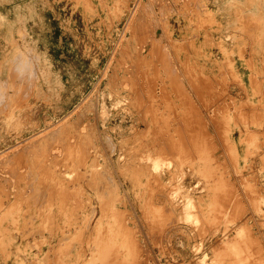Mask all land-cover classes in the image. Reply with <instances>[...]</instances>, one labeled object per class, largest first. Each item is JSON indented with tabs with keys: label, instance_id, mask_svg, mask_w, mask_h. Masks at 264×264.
<instances>
[{
	"label": "rangeland",
	"instance_id": "1",
	"mask_svg": "<svg viewBox=\"0 0 264 264\" xmlns=\"http://www.w3.org/2000/svg\"><path fill=\"white\" fill-rule=\"evenodd\" d=\"M143 2L150 4V8L147 4L144 7L145 3ZM131 6L132 8H129ZM142 8H144V11ZM138 12L139 16L137 15ZM246 14L247 16H245ZM258 14L260 15L259 19ZM0 15V101H2L0 111L3 106L5 107L0 112V152L2 153H0V160H3L0 161V165H2L0 166V185H4L0 186L1 264H44L45 261H48L45 264H57L54 260L51 244L52 235L55 231L65 229L64 236L71 240L66 245L63 244L61 249H67L68 252L71 249L69 253H74L78 243L81 240L82 242L85 241L87 237L88 231L84 230L82 222L85 220L92 221L100 216L106 220L105 223H107V220L113 223L110 213L112 208L121 210L118 214L121 215L120 219H124L131 230L135 228L133 232L136 233L138 240L141 242L140 247L142 246V250L139 249L138 256L135 254L133 257L132 251V256L130 252L121 254L122 257L125 256V261L126 257L129 260L127 264H136L137 262V264L143 262L144 264H213L214 262L219 264V258H224L225 264H252L251 261L254 260L252 252L246 249L242 250L235 243H231V240L238 233L235 234V231L239 225H247L246 228L250 226L247 228L248 234L249 236L251 234L250 238L254 234L252 240L258 246V255L262 258L261 264H264V204H262L264 202V154L261 155L262 152L264 153V72H262L264 71V33H262L264 32V0H154V2L152 0H0ZM158 16H161L162 19ZM128 18L129 22L126 21ZM136 21L141 22L138 24ZM149 21L150 24H148ZM156 21L160 24L155 23ZM144 22H148L147 25ZM138 25H141V27ZM130 26H136L135 29H138V32L132 30ZM245 26L247 28H244ZM255 26L258 28H254ZM123 29L124 31H122ZM130 29L132 32H130ZM161 29L164 34L161 33ZM148 30L150 31L146 37ZM122 33L124 36L121 35ZM130 33L132 35L128 37ZM134 33L135 35H133ZM248 33L251 37L248 36ZM141 35L144 36L141 38ZM118 37H120L119 40ZM144 37L145 39H143ZM153 46H157L158 50L155 51L156 47ZM161 46H163L164 52H162ZM166 50H168V53H166ZM122 55L124 56L122 57ZM157 55L158 57H156ZM30 56L31 60L28 58ZM14 58L15 61L19 60L18 63L14 61ZM28 60L30 63L27 62ZM11 66L16 67L14 68L15 71L12 70L13 67ZM24 66L26 68L28 66V68L26 69ZM130 66H133L132 69ZM16 69L20 74H17ZM25 69L27 71L23 73ZM128 71L131 72V75ZM27 72H29L30 80H28ZM9 73L13 79H10ZM32 73L34 78L31 76ZM15 74L17 77L13 76ZM115 75L117 78H115ZM22 76L25 77V80L22 79ZM121 77L123 78L120 79ZM26 78L29 82H26ZM193 79L196 83L193 82ZM16 82L17 85H15ZM24 82L25 84L22 85ZM30 82L32 85L34 84L31 85L33 89L30 87ZM205 88H208V91ZM20 89H24V91L20 92ZM204 89L207 94L204 91L201 92ZM216 89L217 91H215ZM3 93L5 96H2ZM18 93L21 94V97ZM7 95L10 97L6 98ZM2 97L4 100H2ZM15 98H18L20 104L16 102L17 99L15 101ZM5 103H8L7 107ZM95 106L98 112L95 110ZM87 107L89 108L87 109ZM93 108L95 111H93ZM138 109L141 111L139 112ZM142 111H144L143 114ZM142 115L144 116L142 117ZM104 116H106L105 120ZM208 118H210L211 123ZM144 120L148 122V125ZM56 121L59 122L56 123ZM52 125L54 128L56 127L55 130H53ZM90 126H94L95 129ZM98 128L99 130H96ZM137 128L140 130H137ZM141 129L142 132H140ZM74 130L78 131L74 133ZM180 131L182 134L179 133ZM213 132H215V135ZM76 134L78 135L76 136ZM84 135L86 136L83 137ZM161 135L163 136L161 137ZM72 136L74 138L79 137L74 139ZM80 136L83 139H80ZM49 138L54 139V141H50ZM32 140L36 144H33L35 142L32 143ZM158 140L162 141V144ZM22 142L27 144L24 145ZM51 142L53 143L50 144ZM71 142H74V144L71 145ZM37 143L39 144L38 148ZM14 144L17 145L12 147ZM163 144L166 146H163ZM193 144L198 145V151L192 148ZM60 147L61 149H59ZM22 149L26 151L23 152ZM144 149L147 155L144 154ZM18 150L22 152H18ZM27 151L29 153H26ZM32 151L33 154H31ZM35 151L40 152L42 156ZM6 154L12 156L13 159L9 156L7 158ZM23 154L26 156H23ZM18 155L23 158L18 157ZM134 157L144 159H135ZM93 161L97 165L92 164ZM152 161L153 163L159 161L160 168L157 163L153 164ZM163 164L164 166H162ZM38 165L41 166L38 167ZM33 166L35 167L33 168ZM105 169L109 171H105ZM141 169L143 170L141 171ZM120 170L121 173H119ZM18 172L20 174H17ZM79 172L81 174H78ZM96 173L100 177L96 176ZM107 173L109 175L112 173V175L109 176ZM16 174L17 180L15 182ZM82 175L84 176L82 177ZM57 176L66 182L63 185L64 189L57 186L56 191L61 190V192L55 194L58 195L55 196L52 194L54 190H51L52 184L50 183ZM76 177L78 181L75 180ZM254 177L257 179H254ZM118 178H120L119 181ZM93 179L96 181L94 182ZM205 179L206 181H204ZM235 180L239 185L236 184ZM17 181L19 182L17 183ZM67 181L69 182L66 186ZM106 181L110 183L108 184ZM14 182L17 183V186ZM46 189H48V192ZM104 190L106 191L103 192ZM175 190H178V192ZM69 192H71V195L68 196ZM100 192L105 194L102 195ZM106 192H109V196ZM112 192L114 194L111 195ZM118 193L120 196L117 195ZM14 195L18 196L13 198ZM113 195L114 199H112ZM66 197L67 199H65ZM105 197L110 198L106 199ZM52 199L53 201H51ZM74 200H76L75 203ZM79 200L83 201V205ZM114 200L115 202H113ZM186 203L190 205L188 206ZM105 204L109 205L110 208L106 209L105 207L109 206ZM103 205L105 207L102 209ZM130 206L133 207L132 210ZM190 208L192 213L190 210L187 213ZM125 209L126 211H124ZM125 212L127 213L125 214ZM177 216L179 217L177 218ZM184 216H187V219ZM195 217L197 218L195 219ZM176 218L179 220L177 221ZM244 219L247 222H244ZM187 220L190 222L188 223ZM198 220L205 222L204 227L201 224L202 222L197 223ZM170 221L171 224H169ZM194 222L196 223L194 224ZM113 226L117 228V225L113 224ZM80 229H82L80 237H78L79 234H72L74 230L78 231ZM142 230H144V233ZM217 241L222 245H219L220 243L218 242V244ZM223 241H226V246L223 245ZM214 243L219 250L221 249L220 246H223V249L226 248V254L221 253V257L219 254L215 256L216 245ZM230 243L233 246H229ZM141 261L143 262L141 263Z\"/></svg>",
	"mask_w": 264,
	"mask_h": 264
},
{
	"label": "bare ground",
	"instance_id": "2",
	"mask_svg": "<svg viewBox=\"0 0 264 264\" xmlns=\"http://www.w3.org/2000/svg\"><path fill=\"white\" fill-rule=\"evenodd\" d=\"M5 1V0H4ZM85 1H88V0H85ZM126 1V0H125ZM156 1V0H155ZM246 1V0H245ZM138 2V1H137ZM136 2V3H137ZM152 2H154V0H152ZM160 2V1H159ZM164 2V1H163ZM131 3V2H130ZM143 3H145V2H143ZM156 3V2H155ZM197 3V2H196ZM233 3H235L234 1H233ZM258 3V2H257ZM79 4V3H78ZM147 3H145L144 4V7H146L145 5H146ZM156 4H158V3H156ZM166 5L168 4V3H165ZM164 4V5H165ZM199 4V3H198ZM105 5V4H104ZM147 5H149V8H150V4H147ZM162 5V4H161ZM234 5V4H233ZM236 5V4H235ZM250 5V4H249ZM90 6V5H89ZM96 6V5H95ZM141 6H142V4H141ZM140 6V7H141ZM204 6H206V5H204ZM246 6H248V5H246ZM153 7V6H152ZM159 7H161L160 5H159ZM158 7V8H159ZM162 7H163V5H162ZM198 7V6H197ZM94 8V7H93ZM129 8H132V6L131 7H129ZM165 8H166V6H165ZM169 8V7H168ZM144 8H142V10H143ZM161 9V8H160ZM163 9V8H162ZM167 9V8H166ZM174 9V8H173ZM178 9V8H177ZM199 9V8H198ZM90 10V9H89ZM88 10V11H89ZM134 10V9H133ZM153 10V9H152ZM169 10V9H168ZM168 10H166V11H168ZM189 10V9H188ZM243 10V9H242ZM144 11V10H143ZM142 11V12H143ZM147 11V10H146ZM145 11V12H146ZM157 11V10H156ZM159 11V10H158ZM131 12H133V11H131ZM139 12H141V11H139ZM139 12H138V16H139ZM155 12V11H154ZM188 12V11H187ZM190 12H191V10H190ZM250 12V11H249ZM130 13V12H129ZM128 13V14H129ZM162 13V12H161ZM168 13V12H167ZM171 13V12H170ZM173 13V12H172ZM184 13V12H183ZM244 13V12H243ZM124 14V13H123ZM154 14V13H153ZM177 14V13H176ZM239 14V13H238ZM237 14V15H238ZM252 14V13H251ZM261 14V13H260ZM129 15H131V14H129ZM136 15V16H137ZM141 15V14H140ZM253 15V14H252ZM259 15V14H258ZM257 15V17H258V19L260 18V15L258 16ZM1 16V15H0ZM135 16V17H136ZM137 16V17H138ZM141 16H143V15H141ZM192 16V15H191ZM239 16V15H238ZM245 16H247V14L245 15ZM131 17V16H130ZM129 17V18H130ZM134 17V18H135ZM156 17V16H155ZM159 18H161V16H158ZM240 17H241V13H240ZM129 18L126 20V21H128L129 20ZM236 18V17H235ZM244 18V17H243ZM140 19V18H139ZM162 19V18H161ZM175 19H177V18H175ZM21 20V19H20ZM134 20V19H133ZM136 20V19H135ZM134 20V21H135ZM144 20V19H143ZM142 20V21H143ZM164 20V19H163ZM162 20V21H163ZM167 20V19H166ZM216 20V19H215ZM237 20V19H236ZM248 20V19H247ZM125 21V20H124ZM147 21V20H146ZM165 21V20H164ZM243 21V20H242ZM245 21V20H244ZM129 22V21H128ZM137 22V21H136ZM141 22V21H140ZM139 22V23H140ZM167 22V21H166ZM138 23V22H137ZM138 23V24H139ZM145 23V22H144ZM148 23V22H147ZM147 23H145L146 25H147ZM155 23H157V21L155 22ZM163 23V22H162ZM196 23V22H195ZM245 23V22H244ZM142 24H143V22H142ZM148 24H150V21H149V23ZM157 24H160V23H157ZM91 25V24H90ZM128 25V24H127ZM133 25V24H132ZM156 25V24H155ZM162 25V24H161ZM251 25V24H250ZM137 26V25H136ZM136 26L135 27H131L132 28V30H137L136 32H138V29H135L136 28ZM138 26H140L141 27V25H138ZM149 26V25H148ZM194 26V25H193ZM226 26V25H225ZM231 26V25H230ZM244 26V25H243ZM18 27H20V26H18ZM125 27H127V26H125ZM129 27V26H128ZM143 27H144V25H143ZM139 28V27H138ZM145 28V27H144ZM146 28H147V26H146ZM202 28V27H201ZM200 28V29H201ZM244 28H247L246 26L244 27ZM254 28H258L257 26H255ZM254 28H252V29H254ZM263 28V27H262ZM22 29H23V27H22ZM152 29V28H151ZM153 29H154V27H153ZM249 29H251V27H249ZM19 30V29H18ZM131 30V29H130ZM132 30L130 31V32H132ZM142 30V29H141ZM162 30V29H161ZM197 30V29H196ZM205 30H206V28H205ZM245 30V29H244ZM248 30V29H247ZM263 30V29H262ZM122 31H124V29L122 30ZM121 31V32H122ZM139 31H140V29H139ZM143 31H144V29H143ZM142 31V32H143ZM150 30H148L146 33V37H147V35H148V32H149ZM159 31V30H158ZM239 31V30H238ZM240 31H241V29H240ZM249 31H251V30H249ZM249 31H247V32H249ZM142 32H139V33H141V34H143ZM203 32H205V31H203ZM243 32V31H242ZM246 32V31H245ZM116 33V32H115ZM151 33H152V31H151ZM161 33H163V30H162V32ZM209 33V32H208ZM218 33H219V31H218ZM236 33V32H235ZM262 33H264V32H262ZM23 34V33H22ZM153 34V33H152ZM164 34V33H163ZM203 34V33H202ZM230 34V33H229ZM253 34V33H252ZM122 36H124L123 35V33L121 34ZM132 35V33H130L129 34V36L128 37H130ZM133 35H135V33L133 34ZM206 35H207V33H206ZM209 35H210V33H209ZM212 35V34H211ZM245 35V34H244ZM263 35V34H262ZM142 36H144V35H141V38H142ZM195 36V35H194ZM229 36V35H228ZM248 36L249 37H251V35L248 33ZM247 36V37H248ZM128 37H125V38H128ZM138 37H140V36H138ZM138 37H137V39H138ZM193 37V36H192ZM196 37V36H195ZM241 37H242V35H241ZM240 37V38H241ZM119 38L120 37H118L117 39L119 40ZM124 38V37H123ZM132 38H133V36H132ZM149 38V37H148ZM168 38V37H167ZM253 38V37H252ZM12 39H13V37H12ZM143 39H145V37L143 38ZM149 39H152V38H149ZM161 39V38H160ZM251 39V38H250ZM210 40V39H209ZM261 40H262V38H261ZM166 41V40H165ZM246 41H248V40H246ZM252 41V40H251ZM16 42V41H15ZM127 42V41H126ZM150 42H152V41H150ZM161 42V41H160ZM170 42V41H169ZM243 42H245V41H243ZM253 42V41H252ZM261 43L263 42V41H260ZM116 43H117V40H116ZM120 43H122L121 41H120ZM128 43V42H127ZM145 43H146V41H145ZM186 43V42H185ZM21 44H22V42H21ZM126 44V43H125ZM168 44V43H167ZM114 45H115V43H114ZM122 45V44H121ZM165 45V44H164ZM170 45V44H169ZM172 45V44H171ZM142 46V45H141ZM261 46V45H260ZM113 47V46H112ZM115 47V46H114ZM121 47V46H120ZM139 47V46H138ZM137 47V48H138ZM155 49H154V48ZM152 48L156 51V50H158V47L157 46H153ZM162 48L161 49H163V46H161ZM251 47V46H250ZM261 47H263V46H261ZM25 48V47H24ZM136 48V49H137ZM141 48V47H140ZM123 49V48H122ZM161 49H159V50H161ZM170 49V48H169ZM246 49V48H245ZM115 50V49H114ZM113 50V51H114ZM224 50H226V49H224ZM241 50H242V48H241ZM250 50H251V48H250ZM30 51H31V49H30ZM122 51V50H121ZM154 51V52H155ZM168 50H166V53H168L167 52ZM171 51V50H170ZM174 51V50H173ZM244 51V50H243ZM243 51H242V53H243ZM124 52V51H123ZM153 52V51H152ZM158 52V51H157ZM162 52H164V49L162 50ZM172 52V51H171ZM264 52V51H263ZM125 53V52H124ZM123 53V54H124ZM21 54V53H20ZM113 54H114V52H113ZM120 54V53H119ZM136 54V53H135ZM138 54V53H137ZM136 54V55H137ZM30 55V54H29ZM32 55H34V54H32ZM127 55V54H126ZM159 55V54H158ZM158 55L156 56V57H158ZM172 55V54H171ZM264 55V54H263ZM17 56V55H16ZM124 55H122V57H123ZM142 56V55H141ZM143 56H145V54H143ZM160 56V55H159ZM17 57H22V56H17ZM16 57V59H19V58H17ZM33 57V56H32ZM110 57H111V54H110ZM153 57V56H152ZM171 57V56H170ZM170 57H168L169 59H170ZM185 57H187V56H185ZM29 58V60H31L30 58H31V56L30 57H28ZM27 58V59H28ZM36 58V57H35ZM109 58V57H108ZM112 58V57H111ZM132 58V57H131ZM141 58H143V57H141ZM167 58V59H168ZM175 58V57H174ZM15 58H14V61L16 60ZM110 59V58H109ZM118 59H119V57H118ZM168 59V60H169ZM172 59V58H171ZM218 59V58H217ZM20 60V59H19ZM19 60H17V61H15V62H17L18 63V61ZM25 60V59H24ZM29 60L27 61V62H29ZM113 60V59H112ZM122 60V59H121ZM167 60V61H168ZM174 60V59H173ZM10 61H11V58H10ZM26 61V60H25ZM35 61V60H34ZM109 61V60H108ZM251 61V60H250ZM106 62V61H105ZM116 62H117V60H116ZM120 62V61H119ZM171 62V61H170ZM217 62V61H216ZM252 62V61H251ZM262 62V61H261ZM10 63V62H9ZM24 63H26V62H24ZM30 63V62H29ZM36 63V62H35ZM44 63V62H43ZM123 63V62H122ZM177 63V62H176ZM185 63H187V62H185ZM220 63H222V62H220ZM16 64V63H15ZM21 64V63H20ZM32 64H33V62H32ZM37 64V63H36ZM115 64V63H114ZM119 64V63H118ZM133 64V63H132ZM158 64V63H157ZM164 64V63H163ZM248 64V63H247ZM252 64V63H251ZM250 64V65H251ZM10 65V64H9ZM13 65H14V62H13ZM34 65V64H33ZM131 65V64H130ZM173 66H174V64H172ZM231 65V64H230ZM249 65V64H248ZM29 66V65H28ZM28 66H27V68H28ZM115 66V65H114ZM113 66V67H114ZM173 66H172V68H173ZM8 67V66H7ZM11 67H13V66H11ZM17 67H18V65H17ZM20 67V66H19ZM35 67V66H34ZM47 67V66H46ZM131 67V66H130ZM133 67V66H132ZM132 67H131V69H132ZM14 68H16L15 66L13 67V69L12 70H14L15 71V69ZM24 68H26L25 66H24ZM26 68V69H27ZM103 68V67H102ZM126 68V67H125ZM144 68V67H143ZM178 68H179V66H178ZM237 68V67H236ZM236 68H235V70H236ZM22 69V68H21ZM24 70V72L23 73H25V71H27V70ZM38 69V68H37ZM115 69V68H114ZM119 69V68H118ZM124 69V68H123ZM10 70V69H9ZM18 70H19V68H18ZM31 70H33V69H31ZM104 70V69H103ZM112 70V69H111ZM232 70V69H231ZM23 71V70H22ZM34 71H35V69H34ZM162 71V70H161ZM16 72H17V69H16ZM32 72V71H31ZM43 72V71H42ZM117 72V71H116ZM127 72V71H126ZM175 72H177V71H175ZM174 72V73H175ZM262 72H264V71H262ZM11 73H13V71H11ZM15 73V72H14ZM19 72H17V74H18ZM23 73H21L22 75H24ZM35 73V72H34ZM113 73V72H112ZM128 73L131 75V72H129L128 71ZM133 73V72H132ZM134 73H135V71H134ZM10 74V73H9ZM20 74V73H19ZM31 74V73H30ZM114 74V73H113ZM164 74V73H163ZM219 74H221V73H219ZM225 74V73H224ZM227 74V73H226ZM27 77H28V80H30L29 79V72H27ZM35 75H36V73H35ZM103 75V74H102ZM102 75H100V76H102ZM184 75V74H183ZM12 75L10 74V77H11ZM13 76H16V74L15 75H13ZM19 76V75H18ZM25 76V75H24ZM31 76H33V73H32V75ZM30 76V77H31ZM110 76V75H109ZM137 76V75H136ZM6 77H8V76H6ZM17 77V76H16ZM15 77V78H16ZM36 77V76H35ZM113 77H114V75H113ZM112 77V78H113ZM160 77V76H159ZM188 77V76H187ZM18 78H20V77H18ZM24 78V80H25V77H23L22 76V79ZM33 78H34V76H33ZM33 78L31 77V79L33 80ZM49 78V77H48ZM111 78V77H110ZM115 78H117L116 77V75H115ZM123 77H121L120 79H122ZM194 78V77H193ZM7 79V78H6ZM10 79H13L12 77L10 78ZM38 79V78H37ZM101 79V78H100ZM135 79V78H134ZM179 79V78H178ZM20 80V79H19ZM98 80V79H97ZM195 79H193V82H195L196 83V81H194ZM12 81V80H11ZM23 81V80H22ZM34 81V80H33ZM157 81V80H156ZM218 81V80H217ZM232 81V80H231ZM13 82H15V80H13ZM20 82V81H19ZM26 82H29V81H27V78H26ZM99 82V81H98ZM124 82V81H123ZM122 82V83H123ZM125 82H126V80H125ZM214 82H216V81H214ZM256 82V81H255ZM34 83V82H33ZM121 83V82H120ZM160 83H162V82H160ZM194 83V84H195ZM224 83V82H223ZM226 83V82H225ZM232 83V82H231ZM242 83V82H241ZM259 84H260V82H258ZM3 84L6 86V84H7V81H6V84H5V82H3ZM25 84V82L22 84V85H24ZM110 84V83H109ZM139 84V83H138ZM181 84V83H180ZM214 84V83H213ZM222 84V83H221ZM14 85V84H13ZM15 85H17V82H16V84ZM31 82H30V87H31ZM34 85V84H33ZM32 85V86H33ZM99 85V84H98ZM197 85V84H196ZM211 85V84H210ZM216 85V84H215ZM218 85V84H217ZM263 85V84H262ZM25 86H28V85H25ZM25 86H23V87H25ZM140 86V85H139ZM139 86H138V88H139ZM157 86V85H156ZM195 86V85H194ZM4 87V86H3ZM36 87V86H35ZM98 87V86H97ZM159 87V86H158ZM192 87V86H191ZM211 87V86H210ZM213 87V86H212ZM224 87V86H223ZM241 87V86H240ZM16 88V87H15ZM28 88V87H27ZM117 88V87H116ZM122 88H125V87H122ZM137 88V89H138ZM183 88V87H182ZM195 88H196V86H195ZM209 88V87H208ZM208 88H205L206 90L208 89ZM219 88V87H218ZM239 88V87H238ZM22 89V88H21ZM20 89V90H21ZM25 89V88H24ZM24 89L23 90H21L20 92H23L24 91ZM31 89H33L32 87H31ZM127 89V88H126ZM140 89V88H139ZM145 89V88H144ZM159 89V88H158ZM200 89V88H199ZM202 90L201 92H206V90ZM224 89V88H223ZM228 89V88H227ZM15 90V89H14ZM129 90V89H128ZM141 90V89H140ZM192 90V89H191ZM243 90V89H242ZM13 91V90H12ZM11 91V92H12ZM27 91V90H26ZM38 91V90H37ZM43 91V90H42ZM116 91V90H115ZM159 91V90H158ZM208 91V90H207ZM215 91H217V89L215 90ZM239 91V90H238ZM261 91V90H260ZM6 92H7V89H6ZM28 92V91H27ZM26 92V93H27ZM30 92V91H29ZM137 92H139V90H137ZM13 93V92H12ZM141 93H142V91H141ZM140 93V94H141ZM159 93V92H158ZM195 93V92H194ZM212 93V92H211ZM214 93V92H213ZM217 93V92H216ZM228 93V92H227ZM264 93V92H263ZM7 94H8V92H7ZM11 94V93H10ZM25 94V93H24ZM23 94V95H24ZM37 94H39V93H37ZM143 94V93H142ZM206 94H207V92H206ZM215 94V93H214ZM230 94V93H229ZM4 95V93L2 94V96ZM18 95L20 96L21 94H19L18 93ZM18 95H17V97H18ZM26 95H28V94H26ZM29 95H30V93H29ZM132 95V94H131ZM195 95V94H194ZM5 96V95H4ZM25 96V95H24ZM90 96V95H89ZM96 96V95H95ZM206 96V95H205ZM208 96H210V95H208ZM226 96V95H225ZM7 97H10V96H6V98ZM21 97V96H20ZM20 97H18L19 99H20ZM90 97H92V96H90ZM100 97V96H99ZM142 97H143V95H142ZM229 97V96H228ZM5 98V97H4ZM18 98H15V101H16V99H17V101L16 102H18L19 104H20V101H18ZM24 98V97H23ZM45 98V97H44ZM196 98H198V97H196ZM206 98V97H205ZM247 98H248V96H247ZM24 99H26V98H24ZM128 99V98H127ZM202 99V98H201ZM214 99V98H213ZM223 99H225V98H223ZM244 99V98H243ZM1 100V99H0ZM2 100H4L3 99V97H2ZM7 100V99H6ZM21 101H22V99H20ZM86 100V99H85ZM94 100H95V98H94ZM97 100V99H96ZM130 100V99H129ZM245 100V99H244ZM9 101H11V100H9ZM12 101L14 102V100L12 99ZM56 101V100H55ZM128 101V100H127ZM198 101H200V100H198ZM204 101V100H203ZM2 101H0V103H1ZM83 102V101H82ZM130 102V101H129ZM147 102V101H146ZM206 102V101H205ZM226 102V101H225ZM87 103V102H86ZM131 103V102H130ZM148 103V102H147ZM204 103V102H203ZM222 103V102H221ZM220 103V104H221ZM232 103V102H231ZM8 104V103H7ZM6 103H5V106L7 105ZM90 104V103H89ZM95 104H97V103H95ZM129 104V103H128ZM132 104V106H134L133 105V103H131ZM161 104V103H160ZM163 104V103H162ZM196 104V103H195ZM210 104V103H209ZM86 105V104H85ZM130 105V104H129ZM146 105V104H145ZM197 105V104H196ZM201 105V104H200ZM208 105V104H207ZM215 105V104H214ZM258 105V104H257ZM17 106V105H16ZM19 106V105H18ZM91 106H93V105H91ZM101 106V105H100ZM99 106V107H100ZM155 106V105H154ZM248 106V105H247ZM255 106V105H254ZM263 106V105H262ZM261 106V107H262ZM7 107V106H6ZM14 107V106H13ZM82 107V106H81ZM85 107V106H84ZM90 107V106H89ZM89 107H87V109L89 108ZM181 107V106H180ZM2 108V107H1ZM5 107L3 106V109H4ZM135 108V107H134ZM211 108V107H210ZM244 108V107H243ZM258 108V107H257ZM3 109L1 110V111H3ZM84 109V108H83ZM86 109V108H85ZM86 109V110H87ZM122 109V108H121ZM124 109V108H123ZM122 109V110H123ZM136 109H137V107H136ZM209 109V108H208ZM208 109H206L207 111H208ZM6 110V109H5ZM4 110V111H5ZM95 110L97 111V108H96V106H95ZM94 110V108H93V111H95ZM100 110V109H99ZM104 110V109H103ZM198 110V109H197ZM205 110V111H206ZM244 110V109H243ZM248 110V109H247ZM246 110V111H247ZM256 110V109H255ZM258 110L259 111H261L259 108H258ZM0 111V112H1ZM85 111V110H84ZM129 111V110H128ZM138 111H139V109H138ZM141 111V110H140ZM139 111V112H140ZM240 111V110H239ZM83 112V111H82ZM98 112V111H97ZM100 112V111H99ZM103 112V111H102ZM125 112V111H124ZM143 112L144 111H142V114H143ZM219 112V111H218ZM12 113V112H11ZM78 113H79V111H78ZM234 113V112H233ZM247 113V112H246ZM25 114V113H24ZM76 114H77V112H76ZM80 114V113H79ZM83 114V113H82ZM85 114H86V112H85ZM102 114V113H101ZM7 115V114H6ZM13 115V114H12ZM87 115V114H86ZM93 115H94V113H93ZM141 115V114H140ZM139 115V116H140ZM199 115V114H198ZM207 115V114H206ZM205 115V116H206ZM209 115H210V113H209ZM46 116V115H45ZM80 116V115H79ZM96 116V115H95ZM144 115H142V117H143ZM246 116V115H245ZM7 117H8V115H7ZM24 117V116H23ZM97 117H99L98 115H97ZM97 117H95V118H97ZM105 117L106 116H104L103 118H104V120H105ZM130 117V116H129ZM141 117V116H140ZM168 117V116H167ZM25 119H26V117H24ZM102 118V117H101ZM100 118V119H101ZM179 118V117H178ZM237 118V117H236ZM73 119V118H72ZM138 119V118H137ZM142 119H144V118H142ZM204 119V118H203ZM209 119V121H210V118H208ZM21 120V119H20ZM23 120V119H22ZM60 120V119H59ZM102 120V119H101ZM177 120V119H176ZM207 120V119H206ZM212 120V119H211ZM249 120H250V118H249ZM62 121V120H61ZM60 121V122H61ZM66 121V120H65ZM80 121V120H79ZM103 121V120H102ZM142 121V120H141ZM145 121V120H144ZM178 121V120H177ZM238 121V120H237ZM252 121V120H251ZM19 122V121H18ZM21 122V121H20ZM59 122V121H58ZM57 121H56V123H58ZM72 122V121H71ZM76 122V121H75ZM87 122V121H86ZM137 122V121H136ZM145 122H147V121H145ZM44 123V122H43ZM54 123V122H53ZM62 123H65V122H62ZM62 123H61V125H62ZM96 123H97V120H96ZM100 123V122H99ZM144 123V122H143ZM178 123H180V122H178ZM202 123V122H201ZM210 123H211V121H210ZM51 124V123H50ZM66 125L68 124V123H65ZM77 124V123H76ZM80 125H81V123H79ZM78 124V125H79ZM101 124V123H100ZM135 124V123H134ZM149 124H150V122H149ZM79 125V126H80ZM147 125H148V122H147ZM181 125V124H180ZM43 126H45V125H43ZM64 126V125H63ZM62 126V127H63ZM78 126V127H79ZM144 126H145V123H144ZM173 126V125H172ZM248 126V125H247ZM52 127H53V125H52ZM59 127V126H58ZM66 127H68V126H66ZM91 128L93 127L94 128V126H90ZM97 127V126H96ZM113 127V126H112ZM137 127V126H136ZM7 128H9V127H7ZM6 128V129H7ZM46 128V127H45ZM49 128H50V125H49ZM54 128V127H53ZM52 128V129H53ZM56 128V127H55ZM55 128L53 129V130H55ZM76 128V127H75ZM92 128V129H93ZM143 128V127H142ZM213 128H215V127H213ZM43 129V128H42ZM69 129V128H68ZM85 129V128H84ZM95 129V128H94ZM117 129H118V127H117ZM145 129V128H144ZM218 129V128H217ZM62 130V129H61ZM91 130V129H90ZM96 130H99V128L98 129H96ZM102 130H103V128H102ZM137 130H140V129H138L137 128ZM136 129H135V131H137ZM185 130V129H184ZM249 130V129H248ZM47 131V130H46ZM52 131V130H51ZM57 131H58V128H57ZM66 131V130H65ZM75 131V130H74ZM73 131V132H74ZM78 131V130H77ZM77 131H75L74 133H76ZM88 131V130H87ZM170 131V130H169ZM252 131V130H251ZM254 131V130H253ZM252 131V132H253ZM43 132V131H42ZM49 132V131H48ZM56 132V131H55ZM67 132V131H66ZM138 132V131H137ZM137 132H135V133H137ZM140 132H142V129H141V131ZM139 132V133H140ZM257 132V131H256ZM39 133V132H38ZM38 133H35L36 135L38 134ZM41 133V132H40ZM50 133V132H49ZM62 133V132H61ZM79 134L81 133V132H78ZM93 133H94V131H93ZM104 133V132H103ZM149 133V132H148ZM180 134H182V132L180 131L179 132ZM215 132H213V134H214ZM217 133V132H216ZM255 133V132H254ZM33 134V133H32ZM60 134V133H59ZM66 134V133H65ZM82 134H84V133H82ZM47 135H48V133H47ZM78 134H76V136H77ZM87 136H88V134H86ZM86 135H84L83 137H85ZM95 135V134H94ZM139 135H141V134H139ZM139 135H137V136H139ZM215 135V134H214ZM218 135V134H217ZM32 136H34V135H32ZM43 136V135H42ZM45 136V135H44ZM50 136V135H49ZM56 136V135H55ZM62 136V135H61ZM71 136V135H70ZM75 136V137H76ZM97 136H98V134H97ZM108 136V135H107ZM129 136V135H128ZM135 136H136V134H135ZM163 135H161V137H162ZM165 136V135H164ZM256 136V135H255ZM28 137V136H27ZM39 137V136H38ZM37 137V138H38ZM45 137H47V136H45ZM73 137V136H72ZM79 137V136H78ZM78 137H76V138H74V139H77ZM90 137V136H89ZM88 137V138H89ZM100 137V136H99ZM106 137V136H105ZM159 137V136H158ZM176 137V136H175ZM218 137V136H217ZM24 138V137H23ZM29 138V137H28ZM28 138H27V140H28ZM32 138V137H31ZM87 138V137H86ZM95 138V137H94ZM111 137H110V135H109V139H110ZM138 138H140V137H138ZM142 138V137H141ZM39 139V138H38ZM41 139V138H40ZM50 139V138H49ZM80 139H83V138H81V136H80ZM85 139V138H84ZM90 139V138H89ZM108 139V140H109ZM117 139V138H116ZM143 139V138H142ZM159 139V138H158ZM220 139V138H219ZM219 139H217V140H219ZM256 139V138H255ZM25 140H26V138H25ZM36 140V139H35ZM53 141H54V139H52ZM51 139H50V141H52ZM72 140V139H71ZM91 140V139H90ZM101 140V139H100ZM106 140V139H105ZM108 140H106V141H108ZM111 140V139H110ZM109 140V141H110ZM160 140V139H159ZM158 140V141H159ZM165 140V139H164ZM33 141L34 140H32V143H33ZM37 141V140H36ZM49 141V142H50ZM81 141V140H80ZM79 141V142H80ZM86 141H89V140H87L86 139ZM85 141V142H86ZM102 141V140H101ZM212 141V140H211ZM256 141V140H255ZM17 142V141H16ZM35 142V141H34ZM75 142V141H74ZM74 142H71V145H73L74 144ZM90 142V141H89ZM94 142V141H93ZM92 142V143H93ZM97 142V141H96ZM103 142V141H102ZM143 142L145 143V141L143 140ZM160 142V144H162L161 142L162 141H159ZM20 143H21V141H20ZM23 143V142H22ZM31 143V142H30ZM53 142H51L50 144H52ZM70 143V142H69ZM73 143V144H72ZM163 143H164V141H163ZM24 144V143H23ZM23 144H22V146H23ZM27 143H25L24 145H26ZM33 144H36V142L35 143H33ZM47 144V143H46ZM91 144V143H90ZM89 144V145H90ZM101 144V143H100ZM107 144V143H106ZM15 145H17V144H14V145H12V147L13 146H15ZM28 145H29V143H28ZM60 145H61V143H60ZM59 145V146H60ZM65 145V144H64ZM76 145H77V140H76ZM87 145V144H86ZM88 145V146H89ZM113 145H114V143H113ZM19 146V145H18ZM31 146V145H30ZM29 146V147H30ZM34 146V145H33ZM37 148L39 147V144L37 143ZM48 146V145H47ZM83 146V145H82ZM92 146V145H91ZM103 146V145H102ZM105 146V145H104ZM148 146V145H147ZM158 146V145H157ZM163 146H166L165 144H163ZM168 146V145H167ZM171 146V145H170ZM189 146V145H188ZM4 147V146H3ZM19 147H21V146H19ZM26 147V146H25ZM24 147V148H25ZM52 147H54V146H52ZM92 147H95V146H92ZM98 147H99V145H98ZM108 147H109V145H108ZM145 147V146H144ZM152 147V146H151ZM156 147V146H155ZM221 147V146H220ZM225 147V146H224ZM256 147V146H255ZM11 148V147H10ZM31 148V147H30ZM35 148V147H34ZM36 148V149H37ZM55 148V147H54ZM73 148V147H72ZM84 148V147H83ZM100 148V147H99ZM104 148H106V147H104ZM124 148V147H123ZM130 148V147H129ZM128 148V149H129ZM132 148H134V147H132ZM142 148V147H141ZM192 148L195 150V151H198V145H196V144H193V146H192ZM223 148V147H222ZM19 149H21V148H19ZM26 150H27V148H25ZM24 149V150H25ZM29 149V148H28ZM32 149V148H31ZM48 149V148H47ZM59 149H61V147L59 148ZM63 149V148H62ZM75 149V148H74ZM85 149V148H84ZM92 149V148H91ZM102 149H103V147H102ZM109 149V148H108ZM149 149H150V147H149ZM165 149H166V147H165ZM169 149V148H168ZM251 149H252V147H251ZM6 150V149H5ZM9 150V149H8ZM24 150L22 149V151L24 152ZM25 150V151H26ZM54 150V149H53ZM83 150V149H82ZM97 150H99V149H97ZM110 150H111V148H110ZM145 150V149H144ZM147 150H148V148H147ZM19 151H21V150H18V152ZM21 151V152H22ZM34 151V150H33ZM33 151H32V153L31 154H33ZM63 151H65V150H63ZM101 151H103V150H101ZM106 151V150H105ZM105 151H103V152H105ZM154 151V150H153ZM263 151V150H262ZM16 152V151H15ZM31 152V151H30ZM36 152V151H35ZM48 152H49V150H48ZM55 152V151H54ZM58 152H59V150H58ZM58 152H57V154H58ZM88 152V151H87ZM142 152V151H141ZM151 152V151H150ZM149 152V153H150ZM170 152V151H169ZM1 153V152H0ZM14 153V152H13ZM17 153V152H16ZM26 153H29L28 151L26 152ZM36 153H38V154H41L40 152H36ZM146 153V150L144 151V154ZM174 153V152H173ZM224 153V152H223ZM2 154V153H1ZM0 154V155H1ZM4 154V153H3ZM15 154V153H14ZM19 154V153H18ZM30 154V155H31ZM44 154H47V153H44ZM48 154H50V153H48ZM61 154V153H60ZM104 154V153H103ZM109 154V153H108ZM141 154V153H140ZM225 154V153H224ZM264 153L262 152V154L261 155H263ZM7 155V154H6ZM22 155V154H21ZM25 154H23V156H24ZM54 155H56V154H54ZM59 155V154H58ZM75 155V154H74ZM97 155V154H96ZM130 155V154H129ZM145 155H147V154H145ZM172 155V154H171ZM8 156L9 157H12V156H10V155H7V158H8ZM15 156V155H14ZM16 156H17V154H16ZM20 155H18V157H19ZM26 156V155H25ZM29 156V155H28ZM40 156V155H39ZM41 156H42V154H41ZM40 156V157H41ZM59 156H61V155H59ZM87 156H89V155H87ZM103 156H105V155H103ZM109 156V155H108ZM137 156V155H136ZM141 156H143V155H141ZM149 156V155H148ZM156 156V155H155ZM258 156H259V154H258ZM4 157H6L5 155H4ZM20 157H22V156H20ZM46 157H48V156H46ZM46 157H42V158H46ZM55 157V156H54ZM56 157H57V155H56ZM68 157V156H67ZM86 157V156H85ZM95 157V156H94ZM147 157V156H146ZM149 157H153V156H149ZM255 157H256V155H255ZM260 157V156H259ZM2 158H3V156H2ZM14 158H16V157H14ZM23 158V157H22ZM63 159H64V157H62ZM86 158H88V157H86ZM97 159H98V157H96ZM135 158V157H134ZM141 158V160L142 159H144V158H142V157H140ZM139 157L138 158H135V159H140ZM11 159H13V157L11 158ZM21 158H19V160H20ZM29 159V158H28ZM57 159V158H56ZM61 159V158H60ZM62 159V160H63ZM74 159V158H73ZM97 159H95V160H97ZM104 160H105V158H103ZM145 159H147V158H145ZM228 159V158H227ZM2 160V159H1ZM0 160V161H1ZM8 160V159H7ZM22 160V159H21ZM30 160V159H29ZM36 160V159H35ZM94 160V159H93ZM148 160V159H147ZM173 160V159H172ZM252 160V159H251ZM3 161V160H2ZM23 161V160H22ZM39 161H40V159H39ZM43 161V160H42ZM48 161V160H47ZM53 161H54V159H53ZM60 161V160H59ZM64 161V160H63ZM108 161H110V160H108ZM154 161V160H153ZM153 161H152V163H153ZM218 161V160H217ZM227 161V160H226ZM11 162V161H10ZM17 162H19V161H17ZM70 162V161H69ZM97 162V161H96ZM139 162V161H138ZM151 162V161H150ZM166 162V161H165ZM174 162V161H173ZM177 162V161H176ZM227 162H229V161H227ZM232 162V161H231ZM261 162H262V160H261ZM5 163H6V161H5ZM13 163V162H12ZM12 163L10 164V166L12 165ZM47 163V162H46ZM55 163V162H54ZM59 163V162H58ZM103 163V162H102ZM106 163V162H105ZM155 163H157L156 161L153 163V164H155ZM158 163H159V161H158ZM158 163H157V165H158ZM164 163V162H163ZM169 163V162H168ZM39 164H41L40 162H39ZM60 164V163H59ZM65 164V163H64ZM68 164V163H67ZM73 164V163H72ZM75 164H76V162H75ZM92 164H94V161L92 162ZM98 164H100V163H98ZM145 164V163H144ZM144 164H142V165H144ZM147 164V163H146ZM145 164V165H146ZM165 164V163H164ZM164 164L162 165V166H164ZM170 164H171V162H170ZM212 164V163H211ZM229 164V163H228ZM36 165V164H35ZM45 165V164H44ZM47 165V164H46ZM54 165V164H53ZM56 165H57V163H56ZM84 165V164H83ZM91 165V164H90ZM94 165H97V164H94ZM107 165V164H106ZM106 165H104L105 167H106ZM110 165H111V163H110ZM127 165V164H126ZM125 165V166H126ZM141 165V166H142ZM144 165V166H145ZM159 165H160V163H159ZM158 165V166H159ZM233 165V164H232ZM232 165H230L231 167H232ZM0 166H2V165H0ZM18 166V165H17ZM39 166H41V165H38V167ZM47 166H49V165H47ZM47 166H45V167H47ZM100 166V165H99ZM148 166H149V164H148ZM147 166V167H148ZM175 166V165H174ZM225 166H227V165H225ZM28 167H29V165H28ZM35 166H33V168H34ZM54 167H56V166H54ZM65 167H66V165H65ZM64 167V168H65ZM95 167V166H94ZM146 167V168H147ZM169 167V166H168ZM176 167V166H175ZM107 168V167H106ZM115 168V167H114ZM152 168H153V165H152ZM159 168H160V166H159ZM234 168V167H233ZM1 169H2V167H1ZM18 169V168H17ZM51 169V168H50ZM76 169V168H75ZM127 169H129V168H127ZM126 169V170H127ZM135 169H138V168H135ZM157 169V168H156ZM155 169V170H156ZM222 169V168H221ZM230 169H232V168H230ZM4 170V169H3ZM8 170V169H7ZM88 170V169H87ZM95 170V169H94ZM104 170V169H103ZM102 170V171H103ZM108 170V169H107ZM106 169H105V171H107ZM116 170V169H115ZM143 169H141V171H142ZM212 170V169H211ZM9 171V170H8ZM14 171V170H13ZM43 171V170H42ZM76 171V170H75ZM98 171H99V169H98ZM109 171V170H108ZM132 171V170H131ZM140 171V172H141ZM16 172H17V170H16ZM19 172H20V170H19ZM17 173V174H20V173ZM24 172V171H23ZM72 171L70 170V173H71ZM104 172V171H103ZM14 175H15V173L14 172H12ZM66 174H67V172H65ZM75 174H76V172H74ZM83 173V172H82ZM88 173V172H87ZM100 173V172H99ZM119 173H121V170H120V172ZM132 174H133V172H131ZM219 173V172H218ZM240 173V172H239ZM9 174V173H8ZM17 174H16V176H15V182H16V178H17ZM69 174V173H68ZM78 174H81L80 172L78 173ZM91 174H93V173H91ZM108 175H109V173H107ZM123 174V173H122ZM136 174V173H135ZM153 174V173H152ZM11 176H12V174H10ZM29 175V174H28ZM70 175V174H69ZM68 175V177H70ZM85 175V174H84ZM84 175H82V177L84 176ZM94 175V174H93ZM96 176L98 175L97 173L95 174ZM110 175H112V173L110 174ZM109 175V176H110ZM150 175V174H149ZM154 175V174H153ZM173 175V174H172ZM171 175V176H172ZM181 175V174H180ZM254 175V174H253ZM19 177H20V175H18ZM48 176V175H47ZM67 176V175H66ZM79 176V175H78ZM99 176V175H98ZM102 176V175H101ZM109 176H108V178H109ZM133 176V175H132ZM143 176V175H142ZM179 176V175H178ZM182 176H184V175H182ZM206 176V175H205ZM0 177H1V175H0ZM18 177V178H19ZM100 177V176H99ZM104 177V176H103ZM106 177V176H105ZM116 177H118V176H116ZM135 177V176H134ZM210 177V176H209ZM239 177V176H238ZM241 177V176H240ZM5 178V177H4ZM50 178V177H49ZM73 178H75V177H73ZM94 178V177H93ZM111 178V177H110ZM114 178V177H113ZM156 178V177H155ZM172 178V177H171ZM208 178V177H207ZM235 178H237V177H235ZM242 178V177H241ZM36 179V178H35ZM78 179H79V177H78ZM88 179H89V177H88ZM94 179H96V178H94ZM94 179H93V181H94ZM119 179L120 178H118V181H119ZM228 179V178H227ZM240 179V178H239ZM254 179H257V178H255L254 177ZM53 180V182L52 183H50V184H52V186H51V190L53 191L52 192V194H57V193H60L61 192V190H59V191H56V189H57V186H60V188H63L64 189V182H66V181H63L59 176H57V178H53L52 179ZM75 180H77V177H76V179ZM97 180H98V178H97ZM102 180V179H101ZM100 180V181H101ZM103 180H106V179H103ZM110 180V179H109ZM115 180V179H114ZM113 180V181H114ZM137 180V179H136ZM149 180V179H148ZM27 181V180H26ZM25 181V182H26ZM74 181V180H73ZM73 181H72V183H73ZM78 181V180H77ZM88 181V180H87ZM90 181V180H89ZM96 181V180H95ZM94 181V182H95ZM99 181V180H98ZM113 181H111V183H113ZM204 181H206V179L204 180ZM216 181H219V180H216ZM234 181V180H233ZM236 181V180H235ZM254 181V180H253ZM256 181V180H255ZM1 182V181H0ZM14 182V183H15ZM19 181H17V183H18ZM68 182L69 181H67V184H66V186L68 185ZM81 182V181H80ZM85 182H86V180H85ZM93 182V183H94ZM107 182V181H106ZM210 182V181H209ZM211 182H212V180H211ZM237 182V181H236ZM2 183H3V181H2ZM13 183V182H12ZM11 183V184H12ZM17 183H15L16 184V186H17ZM49 183V182H48ZM103 183V182H102ZM105 183V182H104ZM103 183V184H104ZM108 183V182H107ZM110 183V182H109ZM108 183V184H109ZM122 183V182H121ZM8 184H10V183H8ZM87 184H89V183H87ZM176 184V183H175ZM215 184H217V183H215ZM236 184H238V182L236 183ZM255 184H256V182H255ZM254 184V185H255ZM75 185H77L76 183H75ZM93 185V184H92ZM99 185V184H98ZM97 185V186H98ZM172 185V184H171ZM207 185V184H206ZM239 185V184H238ZM238 185H236V186H238ZM1 186V185H0ZM2 186H4V185H2ZM1 186V187H2ZM6 186V185H5ZM88 186V185H87ZM91 186V185H90ZM108 186V185H107ZM168 186V185H167ZM216 186V185H215ZM15 187V186H14ZM50 187V186H49ZM70 187V186H69ZM72 187V186H71ZM70 187V188H71ZM76 187V186H75ZM102 187V186H101ZM174 187V186H173ZM209 187V186H208ZM207 187V188H208ZM217 187V186H216ZM239 187V186H238ZM258 187V186H257ZM4 188V187H3ZM41 188V187H40ZM45 188V187H44ZM43 188V189H44ZM89 188H91V187H89ZM92 188H93V186H92ZM97 188V187H96ZM100 188V187H99ZM112 188V187H111ZM113 188H115L114 186H113ZM117 188H118V186H117ZM215 188V187H214ZM8 189V188H7ZM18 189H20L19 187H18ZM25 189V188H24ZM78 189V188H77ZM107 189V188H106ZM172 189V188H171ZM170 189V190H171ZM176 189V188H175ZM178 189V188H177ZM242 189V188H241ZM257 189V188H256ZM258 189H260V188H258ZM13 190V189H12ZM32 190V189H31ZM41 191H42V188L40 189ZM47 190V192H48V189H46ZM68 190V189H67ZM66 190V191H67ZM96 190V189H95ZM108 190H109V188H108ZM111 190V189H110ZM114 190V189H113ZM112 190V191H113ZM116 191H117V189H115ZM208 190V189H207ZM210 190V189H209ZM238 190V189H237ZM243 190V189H242ZM9 191V190H8ZM28 191V190H27ZM44 191V190H43ZM50 191V190H49ZM100 191H102V190H100ZM106 190H104L103 192H105ZM142 191V190H141ZM175 191H177L178 192V190H175ZM6 192V191H5ZM10 192V191H9ZM24 192H26V191H24ZM165 192V191H164ZM168 192V191H167ZM207 192V191H206ZM241 192V191H240ZM14 193V192H13ZM27 193V192H26ZM50 193V192H49ZM66 193V192H65ZM71 192H69L68 193V196L69 195H71L70 194ZM73 193V192H72ZM97 193V192H96ZM99 193V192H98ZM102 195H104L105 193H102V192H100ZM107 193V192H106ZM109 193V192H108ZM107 193V194H108ZM139 193V192H138ZM260 193V192H259ZM258 193V194H259ZM51 194V195H52ZM63 194V193H62ZM82 194V193H81ZM112 194H114V192H112L111 193V195ZM124 194H126V193H124ZM208 194V193H207ZM237 194V193H236ZM261 194V193H260ZM23 195V194H22ZM27 195V194H26ZM47 195H48V193H47ZM65 195V194H64ZM76 195V194H75ZM74 195V196H75ZM101 195V196H102ZM118 196H120L119 195V193L117 194ZM136 195H137V193H136ZM136 195H135V197H136ZM209 195V194H208ZM207 195V196H208ZM243 195V194H242ZM8 196V195H7ZM15 196V195H14ZM16 196H18V195H16ZM16 196L15 197H13V198H16ZM25 196V195H24ZM46 196V195H45ZM55 196H58V195H55ZM100 196V197H101ZM107 196V195H106ZM108 196H109V194H108ZM118 196H116V197H118ZM123 196V195H122ZM158 196V195H157ZM236 196V195H235ZM256 196V195H255ZM44 197V195L42 196V198ZM49 197V196H48ZM53 197V196H52ZM71 197V196H70ZM73 197V196H72ZM80 197V196H79ZM110 197H112V196H110ZM110 197H105L106 199H108V198H110ZM115 197V198H116ZM124 197V196H123ZM253 197V196H252ZM62 198V197H61ZM104 198V197H103ZM156 198V197H155ZM158 198V197H157ZM166 199L168 198V196L167 197H165ZM183 198V197H182ZM181 198V199H182ZM240 198V197H239ZM260 198V197H259ZM259 198H258V200H259ZM45 199H46V197H45ZM48 199H50V198H48ZM63 199V198H62ZM65 199H67V197L65 198ZM73 199H74V197H73ZM106 199H104L105 201H106ZM112 199H114V195H113V198ZM112 199H110V200H112ZM139 199V198H138ZM164 199V198H163ZM165 199V200H166ZM188 199V198H187ZM197 199H198V197H197ZM201 199V198H200ZM245 199V198H244ZM257 199V198H256ZM15 200V199H14ZM59 200H60V198H59ZM76 200L78 201V199L76 198ZM76 200H74V203H75V201ZM103 200V199H102ZM117 200H120V199H117ZM128 200V199H127ZM241 200V199H240ZM2 201V200H1ZM11 201V200H10ZM38 201V200H37ZM46 201H47V199H46ZM45 201V202H46ZM51 201H53V199L51 200ZM51 201H50V204H51ZM65 201V200H64ZM88 201V200H87ZM108 201V200H107ZM161 201V200H160ZM170 201V200H169ZM189 201V200H188ZM194 201V200H193ZM192 201V202H193ZM247 201V200H246ZM261 201V200H260ZM8 202V201H7ZM61 202H63V201H61ZM79 202H81L80 200H79ZM78 202V203H79ZM83 202V201H82ZM81 202V203H82ZM90 202V201H89ZM109 202V201H108ZM112 202V201H111ZM113 202H115V200L113 201ZM112 202V203H113ZM130 202V201H129ZM167 202V201H166ZM172 202V201H171ZM183 202V201H182ZM190 202V201H189ZM188 202V203H189ZM241 202H242V200H241ZM81 203L80 204H78L79 206L81 205ZM101 204H102V202H100ZM110 203V202H109ZM108 203V204H109ZM162 203V202H161ZM164 203V202H163ZM244 203H245V201H244ZM247 203V202H246ZM100 204V205H101ZM123 204H124V202H123ZM159 204V203H158ZM166 204V203H165ZM187 204V203H186ZM193 204V203H192ZM191 204V205H192ZM249 204V203H248ZM262 204H264V202L262 203ZM5 205V204H4ZM40 205V204H39ZM45 205H47L46 203H45ZM82 205H83V203H82ZM106 205V204H105ZM131 205V204H130ZM173 205V204H172ZM188 205V204H187ZM186 205V207H188ZM194 205V204H193ZM212 205V204H211ZM247 205V204H246ZM252 205V204H251ZM77 205L75 204V207H76ZM106 206H109V205H106ZM111 206H114V205H111ZM132 206V205H131ZM131 206H130V208H131ZM167 206V205H166ZM170 206V205H169ZM175 206V205H174ZM184 206H185V203H184ZM183 206V207H184ZM196 206V205H195ZM198 206H200V205H198ZM249 206V205H248ZM260 206V205H259ZM46 207V206H45ZM44 207V208H45ZM103 207H105L104 205L102 206V209H103ZM191 208L192 207H194V206H190ZM197 207V206H196ZM206 207H208V206H206ZM247 207V206H246ZM106 209L107 208H110V206L109 207H105ZM112 208V207H111ZM133 208V207H132ZM132 208H131V210H132ZM185 208V207H184ZM183 208V209H184ZM188 209V212L187 213H189V210L191 211L192 209ZM195 208V207H194ZM245 208V207H244ZM250 208V207H249ZM258 208H260V207H258ZM101 209V208H100ZM140 209V208H139ZM198 209V208H197ZM118 209L116 208V210L115 209H113L112 208V212L110 211V213H111V219L113 220V223H111V222H108V220H107V223H105V219H102L100 216H98V217H96L94 220H92V221H90V220H85L84 222H82L83 223V227L85 228L84 230H87L88 232H87V237H86V240L85 241H83L82 242V240L78 243V246L75 248V251H74V253H69L70 252V250H69V252L67 251V249H61V246L63 247V244L64 245H66L71 239H67V237H65L64 236V234L63 233H65V229H61V230H58V231H55V233L52 235V241H51V244H52V248H53V252H54V260H55V262L57 263V264H127V262H129V260L127 259V257H126V261H125V259H124V257L125 256H121V254L123 255V253L124 252H130V255H131V253L133 254V257H134V255L135 254H137V253H139L138 251H139V249H141L142 248V246L140 247V244H141V242H140V240H138V238H137V235H136V233L135 232H133V231H135L134 229L133 230H131V228L128 226V224L126 223V222H124V219L122 220V219H120V216L118 215V214H120V211L121 210H118ZM130 210V209H129ZM185 210V209H184ZM249 210V209H248ZM92 211V210H91ZM101 211V210H100ZM105 211H107V210H105ZM104 211V213H106ZM124 211H126V209L124 210ZM198 211V210H197ZM208 211V210H207ZM206 211V212H207ZM219 211V210H218ZM247 211V210H246ZM48 212V211H47ZM95 212V211H94ZM109 212V211H108ZM123 212V211H122ZM121 212V213H122ZM135 212V211H134ZM173 212V211H172ZM199 212V211H198ZM251 212V211H250ZM260 212V211H259ZM261 212H262V210H261ZM101 213V212H100ZM103 213V214H104ZM127 212H125V214H126ZM191 213H192V211H191ZM190 213V215L192 216V214ZM219 213V212H218ZM123 215H124V212L122 213ZM131 214V213H130ZM129 214V215H130ZM197 214H199V213H197ZM243 214V213H242ZM250 214V213H249ZM48 215V214H47ZM101 215V214H100ZM105 215V214H104ZM104 215H103V217H104ZM110 215V214H109ZM108 215V216H109ZM179 215V214H178ZM182 215H184L183 213H182ZM187 215V214H186ZM79 216V215H78ZM91 216V215H90ZM93 216V215H92ZM119 216V217H118ZM136 216V215H135ZM193 216H194V214H193ZM196 216V215H195ZM211 216H214V215H211ZM211 216H210V218H211ZM47 217H49V216H47ZM51 217H53V216H51ZM133 217V216H132ZM179 216H177V218H178ZM187 217V216H186ZM185 216H184V218H186ZM201 217V216H200ZM240 217H241V215H240ZM239 217V218H240ZM252 218H253V216H251ZM46 218V217H45ZM119 218V219H118ZM122 218H123V216H122ZM125 219H126V217H124ZM177 218H176V220H177ZM188 218H189V215H188ZM193 218V217H192ZM197 217H195V219H196ZM247 218V217H246ZM52 219V218H51ZM139 219V218H138ZM187 219V218H186ZM194 219V220H195ZM201 219V218H200ZM223 219V218H222ZM254 219V218H253ZM76 220V219H75ZM130 220V219H129ZM175 220V221H176ZM179 220V219H178ZM177 220V221H178ZM191 220V219H190ZM203 220V219H202ZM241 220V219H240ZM243 220V219H242ZM72 221V220H71ZM82 221V220H81ZM80 221V222H81ZM157 221V220H156ZM174 221V222H175ZM182 221V220H181ZM183 221H185V220H183ZM196 221V220H195ZM204 221V220H203ZM203 221H197V223L199 222V223H201L202 225L205 223V222H203ZM216 221H217V219H216ZM215 221V222H216ZM235 221V220H234ZM254 221V220H253ZM258 221V220H257ZM264 221V220H263ZM49 222V221H48ZM187 222H188V220H187ZM190 222V221H189ZM188 222V223H189ZM212 222V221H211ZM218 222V221H217ZM228 222V221H227ZM238 222H240V221H238ZM244 222H247V220H245L244 219ZM243 222V223H244ZM262 222V221H261ZM260 222V223H261ZM105 223V224H104ZM136 223V222H135ZM138 223H139V221H138ZM141 223V222H140ZM173 223V222H172ZM196 222H194V224H195ZM198 223V224H199ZM254 223H255V221H254ZM263 223V222H262ZM50 224V223H49ZM113 224H115V225H117V228H115V226H113ZM169 224H171V221H170V223ZM168 224V225H169ZM218 224V223H217ZM234 224V223H233ZM245 224V223H244ZM250 224V223H249ZM252 224V223H251ZM256 224V223H255ZM63 225V224H62ZM206 225V224H205ZM237 225V224H236ZM239 225V224H238ZM66 226V225H65ZM140 227H141V224L139 225ZM172 226H173V224H172ZM175 226V225H174ZM207 226V225H206ZM234 226V225H233ZM247 226V225H246ZM246 226H244V225H239V227L238 228H240L239 230H238V228L236 229V231H235V234H236V236H234V239H232L231 240V243L233 244V243H235L237 246H239V248H241L242 250H244V249H246L247 251H250V252H252V254H253V256H254V260L253 261H251L252 262V264H261V259L262 258H260V255H258L259 254V248H258V246H256V243L252 240V237H253V235H252V237L250 238V236H251V234H250V236H249V234H248V230H247V228H249V227H247L246 228ZM262 226V225H261ZM264 226V225H263ZM67 227V226H66ZM176 227V226H175ZM179 227V226H178ZM177 227V228H178ZM194 227V226H193ZM203 227H204V225H203ZM237 227V226H236ZM47 228V227H46ZM49 228V227H48ZM47 228V229H48ZM76 228H77V226H76ZM78 228H79V226H78ZM137 228V227H136ZM139 228V227H138ZM143 228V227H142ZM172 228V227H171ZM170 228V229H171ZM195 228H196V226H195ZM208 228H209V226H208ZM224 228V227H223ZM257 228V227H256ZM71 229V228H70ZM149 229V228H148ZM155 229V228H154ZM174 229V228H173ZM191 229V228H190ZM206 229H207V227H206ZM205 229V230H206ZM229 229V228H228ZM40 230V229H39ZM38 230V231H39ZM136 230H138V229H136ZM141 230V229H140ZM140 230H139V233H140ZM182 230V229H181ZM201 230V229H200ZM204 230V231H205ZM212 230V229H211ZM222 230V229H221ZM231 230V229H230ZM51 231V230H50ZM82 231V229H80V230H78V231H75L74 230V232L72 233V234H79L78 235V237H80V235H81V232ZM143 231V233H144V230H142ZM154 231V230H153ZM197 231H199V230H197ZM206 231H208V230H206ZM205 231V232H206ZM259 231V230H258ZM48 232H49V230H48ZM56 232H60V233H56ZM138 232V231H137ZM180 232V231H179ZM213 232V231H212ZM211 232V233H212ZM250 232H251V229H250ZM249 232V233H250ZM253 232V231H252ZM259 232H261V231H259ZM85 233V232H84ZM153 233V232H152ZM164 233V232H163ZM168 233V232H167ZM49 234H51L50 232H49ZM166 234V233H165ZM198 234H200V233H198ZM202 234H203V231H202ZM214 234V233H213ZM223 234V233H222ZM221 234V235H222ZM14 235V234H13ZM46 235V234H45ZM190 236V235H189ZM192 236H193V234H192ZM212 236V235H211ZM51 237V236H50ZM158 237V236H157ZM160 237V236H159ZM188 237V236H187ZM199 237V236H198ZM255 237H257V236H255ZM48 238V237H47ZM72 238H73V236H72ZM203 238V237H202ZM218 238V237H217ZM232 238V237H231ZM15 239V238H14ZM33 239H34V237H33ZM37 239V238H36ZM42 239V238H41ZM45 239H46V237H45ZM257 239V238H256ZM255 239V240H256ZM42 240H44V239H42ZM188 240V239H187ZM214 240V239H213ZM219 240H220V237H219ZM49 241V240H48ZM198 242H200V241H198ZM219 241H217V243H218ZM228 242H230V241H228ZM30 243V242H29ZM41 243H42V241H41ZM216 243V242H215ZM214 243V244H215ZM216 243V244H217ZM220 243V242H219ZM218 243V244H219ZM231 243H230V245L229 246H233V245H231ZM259 243V242H258ZM261 243V242H260ZM194 244V243H193ZM215 244V245H216ZM219 245H222L221 243L219 244ZM218 245V246H219ZM223 245L224 246H226V241H223ZM261 245H262V243H261ZM33 246V245H32ZM51 246V245H50ZM194 246V245H193ZM210 246H211V244H210ZM260 246V245H259ZM221 247V249L219 250V248L217 247V245H216V249H217V252L214 250V254H215V256L217 255L218 256V254L220 255V257L222 256L221 255V253H225L226 254V248L225 249H223V246H220ZM261 247V246H260ZM193 248V247H192ZM211 248H212V246H211ZM48 249V248H47ZM232 249V248H231ZM142 250V249H141ZM140 250V251H141ZM197 250V249H196ZM50 251V250H49ZM132 251V252H131ZM213 251V250H212ZM36 252V251H35ZM39 252V251H38ZM142 253V252H141ZM53 254V253H52ZM127 254V253H126ZM129 254V253H128ZM225 254H223V255H225ZM229 254V253H228ZM51 256V255H50ZM121 256V257H120ZM128 256V255H127ZM132 256V255H131ZM136 256H138V254L136 255ZM140 256V255H139ZM229 256H230V254H229ZM4 257V256H3ZM129 257V256H128ZM132 257V258H133ZM228 257V256H227ZM7 258V257H6ZM119 258H121L120 259V261H119ZM216 258V257H215ZM214 258V259H215ZM218 258V257H217ZM226 258V257H225ZM231 258V257H230ZM233 258V257H232ZM231 258V259H232ZM42 259H43V257H42ZM47 259V258H46ZM211 259V258H210ZM30 260V259H29ZM44 260V259H43ZM53 260V261H54ZM128 260V261H127ZM143 261H145L144 259H142ZM212 260V259H211ZM143 261H141V263L143 262ZM213 261V260H212ZM216 261V260H215ZM231 261V260H230ZM44 262V261H43ZM45 262H48V261H45ZM45 262H44V264H45ZM137 262V261H136ZM217 262V261H216ZM233 262V261H232ZM238 262V261H237ZM236 262V263H237ZM263 262V261H262ZM138 263V262H137ZM136 263V264H137ZM198 263V262H197ZM211 263V262H210ZM218 263L219 264H225L224 263V258H219L218 259ZM234 263V262H233ZM1 264V263H0ZM31 264V263H30ZM53 264V263H52ZM142 264H144V262L142 263ZM213 264H216L215 262L213 263Z\"/></svg>",
	"mask_w": 264,
	"mask_h": 264
}]
</instances>
